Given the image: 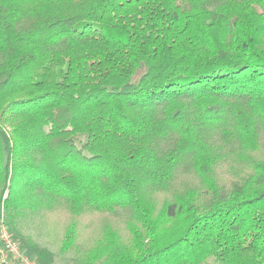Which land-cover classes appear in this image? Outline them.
<instances>
[{"label": "trees", "instance_id": "obj_1", "mask_svg": "<svg viewBox=\"0 0 264 264\" xmlns=\"http://www.w3.org/2000/svg\"><path fill=\"white\" fill-rule=\"evenodd\" d=\"M65 216L72 264H264V0H0V225Z\"/></svg>", "mask_w": 264, "mask_h": 264}, {"label": "rangeland", "instance_id": "obj_2", "mask_svg": "<svg viewBox=\"0 0 264 264\" xmlns=\"http://www.w3.org/2000/svg\"><path fill=\"white\" fill-rule=\"evenodd\" d=\"M64 221L65 216L63 215L44 214L24 218L17 223V227L22 235L54 253L53 264H72L71 251L65 254L58 252L60 229Z\"/></svg>", "mask_w": 264, "mask_h": 264}, {"label": "built area", "instance_id": "obj_3", "mask_svg": "<svg viewBox=\"0 0 264 264\" xmlns=\"http://www.w3.org/2000/svg\"><path fill=\"white\" fill-rule=\"evenodd\" d=\"M0 264H37L24 253L4 224L0 225Z\"/></svg>", "mask_w": 264, "mask_h": 264}]
</instances>
